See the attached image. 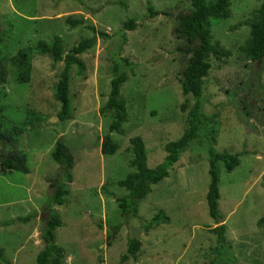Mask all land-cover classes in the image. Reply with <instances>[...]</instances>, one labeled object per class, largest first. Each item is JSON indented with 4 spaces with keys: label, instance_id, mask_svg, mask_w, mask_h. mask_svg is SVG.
Segmentation results:
<instances>
[{
    "label": "rangeland",
    "instance_id": "rangeland-1",
    "mask_svg": "<svg viewBox=\"0 0 264 264\" xmlns=\"http://www.w3.org/2000/svg\"><path fill=\"white\" fill-rule=\"evenodd\" d=\"M0 0V61L8 70L0 80V132L19 126L17 147L0 138V157L27 155L29 172L4 169L0 161V264H37L50 213L61 217L56 242L64 248L62 264H213L217 234L225 223L226 251L236 264H264V59L247 53L250 23L262 0H230V14L210 18L212 41L229 51L210 53L211 69L204 78L203 108L212 123L215 149L237 154L240 163L229 171L218 162L219 222L210 215L207 193L211 180V142L192 140L169 175L152 186L139 213L123 212L128 191L119 181L134 171L131 138L143 137L148 165L165 160V144L188 128L194 96L182 90L188 56L178 50L177 15L192 9L191 0ZM210 1V0H209ZM149 5L159 13L150 16ZM136 20V28L124 23ZM94 27V28H92ZM99 33H105L102 36ZM96 39L77 54L80 65H69L68 109L60 119L56 96L61 72L50 54H33L30 80L17 78L10 58L38 41L62 39L64 55L83 38ZM125 74L119 100L127 110L123 131L111 132L119 148L102 153L115 110L106 108L111 80ZM186 103V108L182 105ZM43 114L34 126L24 125L29 113ZM64 139L76 158L70 193L60 205L52 202L50 179L60 171L52 158L57 140ZM162 211L166 222L146 229ZM32 214L28 220H16ZM130 238L141 240L138 258H123Z\"/></svg>",
    "mask_w": 264,
    "mask_h": 264
},
{
    "label": "trees",
    "instance_id": "trees-1",
    "mask_svg": "<svg viewBox=\"0 0 264 264\" xmlns=\"http://www.w3.org/2000/svg\"><path fill=\"white\" fill-rule=\"evenodd\" d=\"M121 3L126 5L125 0ZM192 9L188 12H182L177 15L178 26L175 31L178 36L186 38V45H179L177 48L184 53L187 58V64L182 71V90L184 94H192L195 98V103L189 110L188 128L184 131L182 136L177 140L169 141L165 144L167 155L165 160L155 167L148 165V154L144 139L140 135L131 138L134 158L131 161V166L134 171L130 172L124 179L119 181L120 186L124 187L128 193L121 197L120 207L123 212L139 213L140 202L146 198L152 191V186L159 183L169 175V169L180 159L181 153L187 148L192 140L202 142L203 137L211 142L210 155L211 165L210 174L211 180L209 183V190L207 193V202L210 215L219 222L221 215L219 212V198H220V174L218 169V162L221 160L225 163L226 168L231 171L240 163V158L237 154H232L228 151H217L214 147L215 136L214 130H206L201 133V128L212 123V117L204 111L203 92H204V78L208 75L211 69V63L206 59L210 53L220 57L227 55L229 51L225 50L219 43L212 41V29L210 18L228 17L230 14V0H191ZM150 16H155L158 11L154 10L152 5H149ZM136 19L133 17L128 19L124 26L125 28L135 29ZM251 37L247 42V53L250 54L253 60L261 63L264 59V0L257 9V17L251 21ZM94 28V27H92ZM106 36L105 33H99ZM96 39V35L92 38H83L79 44L74 48V52L69 55H64L62 39L57 37L52 43L46 41H38L37 44H32L23 47L17 51L15 55L10 58V63L17 67V78L21 82H28L30 80V73L32 68V55L50 54L53 59V66L58 62H65L66 67L61 72L60 79L55 88L56 96L62 102V111L59 113L60 119H67L70 117L68 109V91H69V65L76 63L80 65L82 60L77 57V54L84 52L90 48ZM8 70L4 63L0 61V80L7 76ZM127 81L125 74H120L111 80V90L109 93L106 108L115 110L109 130L102 142V153L114 154L119 148L118 143L112 138L111 132L123 131V124L127 120V110L119 100L121 85ZM186 103L182 105L186 108ZM43 114L32 112L24 121V125L34 126L41 121ZM23 131L22 127L14 126L7 128L0 132L2 140L9 141L8 145L17 147L18 137ZM53 160L60 164V171L55 177L50 179V187L52 189V202L62 205L65 202V197L70 193L69 183L74 180L73 169L76 166V158L70 147L64 139L59 138L54 145L52 151ZM0 161L4 169H16L24 173L29 172L27 165V155L20 156L19 152H10L0 157ZM32 214L20 216L16 220H28ZM169 217L162 211L158 212L153 218L146 222V229L159 225L161 222H166ZM10 221L0 222V224H9ZM260 225L264 223V216L258 221ZM63 225L61 217L57 214L50 213L45 221L42 237L44 248L37 256V264H62V257L64 255V248L56 242V229ZM226 224L221 223L211 230L217 234V244L213 248V252L218 254V260L213 264H236V257L228 254L226 251L227 234ZM141 240L137 238H130L128 241V250L123 258H128L130 255L138 258V253L141 247Z\"/></svg>",
    "mask_w": 264,
    "mask_h": 264
}]
</instances>
